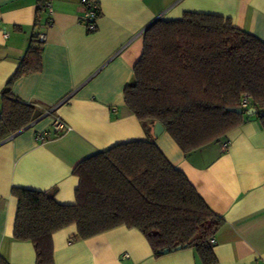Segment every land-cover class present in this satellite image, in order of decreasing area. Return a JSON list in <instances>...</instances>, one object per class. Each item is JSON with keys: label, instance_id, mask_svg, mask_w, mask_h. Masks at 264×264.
Here are the masks:
<instances>
[{"label": "crops", "instance_id": "0c3cea01", "mask_svg": "<svg viewBox=\"0 0 264 264\" xmlns=\"http://www.w3.org/2000/svg\"><path fill=\"white\" fill-rule=\"evenodd\" d=\"M48 1L53 13H42L35 27L37 0H0V107L32 38L44 34L41 69L15 81L11 93L46 110L0 143V258L36 264L31 243L13 239L12 189L53 191L57 203L72 205L78 186L72 171L80 161L152 138L223 220L212 244L217 264H264V125L255 111L249 107L245 122L225 138L184 155L164 130L158 137L153 125L147 131L123 98L151 23L185 12L215 15L264 42V0H97L93 32L81 23V0ZM55 119L67 127L60 135L52 129ZM38 133L46 136L37 141ZM75 234L72 225L52 235L53 264H201L193 249L154 257L136 229L118 227L87 240H73Z\"/></svg>", "mask_w": 264, "mask_h": 264}, {"label": "trees", "instance_id": "16d2710c", "mask_svg": "<svg viewBox=\"0 0 264 264\" xmlns=\"http://www.w3.org/2000/svg\"><path fill=\"white\" fill-rule=\"evenodd\" d=\"M46 1L37 0L35 27ZM42 45L32 38L1 93L0 143L46 112L11 93L15 81L41 69ZM123 98L147 131L161 124L184 155L225 138L245 122L249 107L264 125V42L220 16L185 12L178 20L158 19L143 32ZM72 174L78 179L72 205L57 203L53 191H11L13 239L31 243L36 264H53L52 235L72 225L73 240L126 227L144 236L156 258L164 250L193 249L201 264H217L210 240L223 220L152 138L114 145L80 161ZM0 264L7 263L0 258Z\"/></svg>", "mask_w": 264, "mask_h": 264}, {"label": "built area", "instance_id": "2783aa9c", "mask_svg": "<svg viewBox=\"0 0 264 264\" xmlns=\"http://www.w3.org/2000/svg\"><path fill=\"white\" fill-rule=\"evenodd\" d=\"M81 4L83 7V16L81 19V23L86 28L88 32H93L96 29V20L99 15V4L97 0H81ZM44 13H46L48 16H50L53 13L51 4L49 1H46L44 3ZM48 25L51 23V20H47ZM7 36L6 34L4 35ZM37 41L40 43H43L45 41V35L44 34H38L36 36ZM242 107H246V101L243 100ZM53 132L56 135L62 134L64 131H66L67 127L62 123L60 120L55 119L52 125ZM46 136L45 133H38L36 135V140L40 141L43 139V137ZM228 143L225 145L227 146ZM213 238L210 240V244H213Z\"/></svg>", "mask_w": 264, "mask_h": 264}, {"label": "water", "instance_id": "95a60500", "mask_svg": "<svg viewBox=\"0 0 264 264\" xmlns=\"http://www.w3.org/2000/svg\"><path fill=\"white\" fill-rule=\"evenodd\" d=\"M237 112L240 113L241 110L239 109V110H237ZM252 112H254V110H252ZM163 130L164 129H163V127H162L161 124L155 123L153 125V135H154V137H158L163 132ZM177 250H179V249H177ZM162 254L163 255H166V254H168V251L167 250H164Z\"/></svg>", "mask_w": 264, "mask_h": 264}]
</instances>
